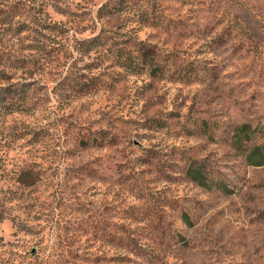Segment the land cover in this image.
Segmentation results:
<instances>
[{
  "label": "rangeland",
  "instance_id": "obj_1",
  "mask_svg": "<svg viewBox=\"0 0 264 264\" xmlns=\"http://www.w3.org/2000/svg\"><path fill=\"white\" fill-rule=\"evenodd\" d=\"M0 264H264V0H0Z\"/></svg>",
  "mask_w": 264,
  "mask_h": 264
},
{
  "label": "trees",
  "instance_id": "obj_2",
  "mask_svg": "<svg viewBox=\"0 0 264 264\" xmlns=\"http://www.w3.org/2000/svg\"><path fill=\"white\" fill-rule=\"evenodd\" d=\"M123 55L124 54L120 53V51L118 52V55L117 56H119V57H117L116 62L119 64V66L122 67V68L128 69V70H130V69L131 70L137 69L136 65L134 66V64H133V61H132L133 58L126 56L125 57L126 59L125 60H122L121 58H122ZM142 57L143 58L144 57L150 58L151 55L149 53L148 55H143ZM152 59H153V57L151 58V62H153ZM149 64H151L152 66L155 65V64L153 65L152 63H149Z\"/></svg>",
  "mask_w": 264,
  "mask_h": 264
}]
</instances>
